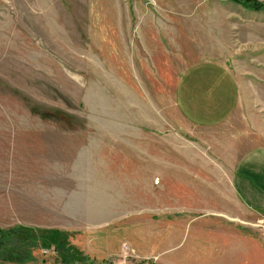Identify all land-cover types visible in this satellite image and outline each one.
Instances as JSON below:
<instances>
[{
	"label": "rangeland",
	"instance_id": "obj_1",
	"mask_svg": "<svg viewBox=\"0 0 264 264\" xmlns=\"http://www.w3.org/2000/svg\"><path fill=\"white\" fill-rule=\"evenodd\" d=\"M227 73L234 114L192 124L179 83ZM258 146L264 11L0 0V264H223L238 241L264 255V215L233 182Z\"/></svg>",
	"mask_w": 264,
	"mask_h": 264
},
{
	"label": "crops",
	"instance_id": "obj_2",
	"mask_svg": "<svg viewBox=\"0 0 264 264\" xmlns=\"http://www.w3.org/2000/svg\"><path fill=\"white\" fill-rule=\"evenodd\" d=\"M227 76L231 88L226 87L224 83ZM232 80V75L230 77L228 73L224 78L216 76L209 84L201 82L198 87L191 83L193 81L190 82V87L182 86L183 81L189 82L182 80L178 85L177 104L184 117L197 126H214L230 119L239 104V89H234ZM233 175L234 188L242 204L249 211L264 215V146L254 147L238 159ZM246 234L250 236V232ZM254 238L263 244L261 235L255 234ZM237 243L236 252H239L234 254L231 249V252L225 255L226 261L223 264H237V255L241 260H247V263L255 257V264H264V255L261 252L255 251L253 254L251 245L247 242Z\"/></svg>",
	"mask_w": 264,
	"mask_h": 264
},
{
	"label": "trees",
	"instance_id": "obj_3",
	"mask_svg": "<svg viewBox=\"0 0 264 264\" xmlns=\"http://www.w3.org/2000/svg\"><path fill=\"white\" fill-rule=\"evenodd\" d=\"M234 3H237L247 9L255 11H264V2H259L257 0H229Z\"/></svg>",
	"mask_w": 264,
	"mask_h": 264
}]
</instances>
